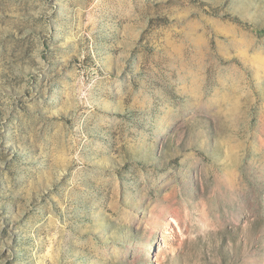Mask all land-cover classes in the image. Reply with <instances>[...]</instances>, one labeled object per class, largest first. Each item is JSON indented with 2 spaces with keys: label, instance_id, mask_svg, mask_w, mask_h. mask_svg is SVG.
<instances>
[{
  "label": "rangeland",
  "instance_id": "obj_1",
  "mask_svg": "<svg viewBox=\"0 0 264 264\" xmlns=\"http://www.w3.org/2000/svg\"><path fill=\"white\" fill-rule=\"evenodd\" d=\"M0 264H264V0H0Z\"/></svg>",
  "mask_w": 264,
  "mask_h": 264
}]
</instances>
